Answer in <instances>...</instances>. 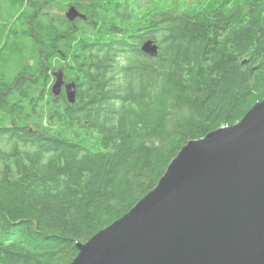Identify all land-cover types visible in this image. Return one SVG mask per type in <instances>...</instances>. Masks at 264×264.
<instances>
[{"label": "trees", "instance_id": "obj_1", "mask_svg": "<svg viewBox=\"0 0 264 264\" xmlns=\"http://www.w3.org/2000/svg\"><path fill=\"white\" fill-rule=\"evenodd\" d=\"M68 5L86 19L69 22ZM156 5L3 6L18 12L0 57V264H70L188 141L235 124L264 97V0ZM147 39L155 58L140 49ZM57 69L76 85L74 104L51 92Z\"/></svg>", "mask_w": 264, "mask_h": 264}, {"label": "water", "instance_id": "obj_2", "mask_svg": "<svg viewBox=\"0 0 264 264\" xmlns=\"http://www.w3.org/2000/svg\"><path fill=\"white\" fill-rule=\"evenodd\" d=\"M64 16L86 19L74 6ZM140 49L158 56L151 39ZM53 76L52 94L63 88L74 104L75 83ZM77 250L70 264H264V97L188 141L150 192Z\"/></svg>", "mask_w": 264, "mask_h": 264}, {"label": "rangeland", "instance_id": "obj_3", "mask_svg": "<svg viewBox=\"0 0 264 264\" xmlns=\"http://www.w3.org/2000/svg\"><path fill=\"white\" fill-rule=\"evenodd\" d=\"M154 1L157 3V5H156V6H158L157 8H160V9L163 8V7H166L169 4H171V2H172V4L174 3L175 5L182 4L183 1H186L187 3H191L192 2V4L196 3V1H198V2L201 1L202 3L205 2V0H154ZM9 3H10V0H0V28H1L2 24L8 25L6 31L2 35H0V53H1L0 57L1 58L8 57L10 52H11L12 43H10L8 41L9 40L8 33L10 31L11 26L14 24L16 13L18 12V11L17 12L14 11L12 9H9L8 11H4L3 10V6H6ZM69 6L70 5H68L67 8ZM151 7L152 6L143 7L142 10L147 12V9L151 8ZM67 8L61 14H65ZM178 10H183V8L179 7ZM49 13L51 15H58L60 12H59L58 9L53 8V9L49 10Z\"/></svg>", "mask_w": 264, "mask_h": 264}, {"label": "flooded vegetation", "instance_id": "obj_4", "mask_svg": "<svg viewBox=\"0 0 264 264\" xmlns=\"http://www.w3.org/2000/svg\"><path fill=\"white\" fill-rule=\"evenodd\" d=\"M54 80H55V78H54V76H53V82H54ZM62 91H64L63 88L61 89V92H62ZM61 92H60V93H61Z\"/></svg>", "mask_w": 264, "mask_h": 264}]
</instances>
